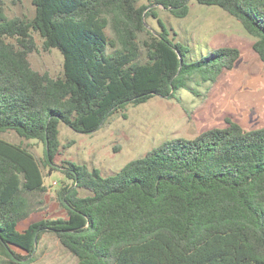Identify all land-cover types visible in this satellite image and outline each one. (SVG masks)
<instances>
[{"label":"trees","instance_id":"16d2710c","mask_svg":"<svg viewBox=\"0 0 264 264\" xmlns=\"http://www.w3.org/2000/svg\"><path fill=\"white\" fill-rule=\"evenodd\" d=\"M143 1L31 0L32 18H9L0 0V133L42 141L44 166L70 181L58 192L65 218L18 231L31 213L28 196L46 187L36 158L0 139V255L9 263L22 264L51 233L76 264H264V127L226 119L223 128L165 140L110 176L54 164L60 123L91 134L128 105L179 101L188 83H214L238 60L230 46L189 60L155 6L182 19L190 0ZM195 1L238 21L264 67V0ZM149 17L159 31L147 29ZM34 35L62 55L60 77L31 68Z\"/></svg>","mask_w":264,"mask_h":264},{"label":"rangeland","instance_id":"374dc122","mask_svg":"<svg viewBox=\"0 0 264 264\" xmlns=\"http://www.w3.org/2000/svg\"><path fill=\"white\" fill-rule=\"evenodd\" d=\"M3 3L9 18H32L34 15L31 0H3ZM155 11L171 29V35L175 34V41L189 47V60L195 61L218 47L230 46L240 51L234 67L220 74L214 83H197L198 80L194 79L188 83L190 90L177 92L179 101L154 96L137 106L128 105L123 111L112 114L91 134L76 133L60 123L55 166L69 161L88 169H98L102 176H110L165 140L190 139L207 129L223 128L226 119L245 130L264 127V67L251 49L254 38L240 23L220 8L201 5L195 0H190L189 12L182 19L173 17L160 6H155ZM145 23L147 29L159 31L155 19L149 17ZM34 37L36 49L28 55L31 68L40 74L60 77L63 73L62 55L57 49L43 50L42 40ZM0 139L20 145L36 158L46 187L45 193L28 196L31 213L19 223L18 231L41 219L65 218L58 192L70 181L58 167L49 169L44 166L43 142L25 140L13 131L0 133ZM87 195V190L78 189L79 197ZM76 262L53 234L45 233L37 242L33 256L19 263ZM0 264L11 263L0 255Z\"/></svg>","mask_w":264,"mask_h":264}]
</instances>
